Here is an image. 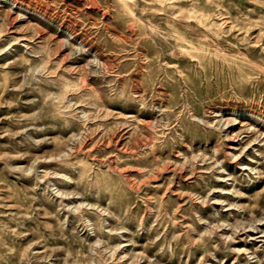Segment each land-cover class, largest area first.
Instances as JSON below:
<instances>
[{
  "label": "rangeland",
  "instance_id": "obj_1",
  "mask_svg": "<svg viewBox=\"0 0 264 264\" xmlns=\"http://www.w3.org/2000/svg\"><path fill=\"white\" fill-rule=\"evenodd\" d=\"M0 264H264V0H0Z\"/></svg>",
  "mask_w": 264,
  "mask_h": 264
}]
</instances>
